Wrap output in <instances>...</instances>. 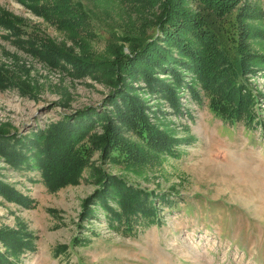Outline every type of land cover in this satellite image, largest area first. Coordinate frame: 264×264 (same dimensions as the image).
I'll use <instances>...</instances> for the list:
<instances>
[{
	"label": "rangeland",
	"instance_id": "rangeland-1",
	"mask_svg": "<svg viewBox=\"0 0 264 264\" xmlns=\"http://www.w3.org/2000/svg\"><path fill=\"white\" fill-rule=\"evenodd\" d=\"M244 1L249 5L245 29L240 24L239 30L234 14L223 21L214 18L212 26L230 58L247 61L264 56V0ZM74 2L88 15L85 30L76 36L57 30L14 0H0V11L25 21L21 43L0 29V128L24 141L51 123L72 124L71 117L79 113L112 116L111 100L126 87L148 120L172 137L173 146L159 154L144 150L148 157L142 152L131 162L117 163L113 158L119 151L102 153L87 140L101 133L104 119L92 124L76 145L85 147L77 182L58 188L46 183L39 167L45 156L23 152L29 160L14 165L0 154V183L13 191L12 197L0 193V233L18 236L11 241L12 250L0 241V255L10 264H264V65L243 73L235 61L227 66L236 68L252 120L246 112L242 121L224 119L210 106L217 105L213 93L182 70L174 107L142 79L113 70L115 48L129 54L133 45L158 36L150 24L156 8L126 0ZM35 34L79 61L109 62L73 74L69 64L51 65L35 56L33 50L40 47ZM155 76L171 83L167 74ZM119 132L125 147L143 142L126 128L119 127ZM140 155L144 157L134 164ZM107 175L121 178L145 201L138 214H129L128 225L122 207L111 200L108 204L121 220L112 219L99 204L84 218ZM148 213L153 216L147 218Z\"/></svg>",
	"mask_w": 264,
	"mask_h": 264
},
{
	"label": "trees",
	"instance_id": "trees-1",
	"mask_svg": "<svg viewBox=\"0 0 264 264\" xmlns=\"http://www.w3.org/2000/svg\"><path fill=\"white\" fill-rule=\"evenodd\" d=\"M31 13L40 17L46 23L53 25L57 30L70 33L74 36L85 30L88 23V15L82 9L79 2L74 0H14ZM134 5L140 4L147 8L148 5L156 8L152 11L150 24L157 29L158 36L146 43L133 45L130 53L125 54L115 48L114 60L116 61L113 70L116 74H125L129 79H142L147 83L152 92L165 96L177 107V90L175 86L181 80L182 75L179 70L195 77L202 88L213 93L216 104H211L213 110L220 112L224 119L229 122L242 121L245 115L248 119L251 117L248 112L247 98L244 95L245 90H241L236 79V68L229 69L232 62L241 70V73L248 72L253 66L264 65V56L256 55L254 58L243 61V56L238 60L230 58L222 46L219 36L213 31V19L225 20L235 15L240 30L245 29L246 17L249 5L244 0H126ZM236 12V13H234ZM25 21L23 18L1 10L0 11V29L9 32L20 42V36L23 35ZM247 28V27H246ZM247 30V29H246ZM245 32V31H244ZM40 41V47L33 50L35 56L44 59L49 63L69 64L73 74H83L92 72L100 64L109 61L85 63L73 57L63 48L58 47L56 43L47 37L35 34ZM21 43V42H20ZM137 44V43H136ZM111 64L114 62L110 61ZM89 64V65H88ZM226 66V68H225ZM233 66V65H232ZM228 68V69H227ZM158 73H154L155 71ZM168 73H163V72ZM167 74L171 76V83L165 82L155 75ZM194 79H192L193 82ZM171 84H174L172 87ZM250 97V96H249ZM224 100H228L224 102ZM120 101V102H119ZM235 101L236 105L231 103ZM114 115L101 112H83L72 116V124L68 121H58L51 123L45 130L40 131L38 136L30 134L29 138L21 141L12 136H6L0 128V154L12 164L18 165L28 161L23 152L27 155L34 153L36 157L45 156V163L39 165L43 168L45 181L52 188H58L68 183H76L77 178L83 167V161L80 159V150L85 147H76L84 140L93 128L92 124L102 123L101 133H92L87 140L92 142L95 149L105 153L108 149H114L120 153L115 155L113 161L117 163L131 162L136 154L145 151L162 153L169 152L173 146L171 138L148 120L141 102L133 93L126 89L111 100ZM242 107V108H241ZM251 120L253 118H250ZM119 127L126 128L136 133L143 139L141 145H124ZM33 140V142H29ZM145 150V151H144ZM35 157V158H36ZM140 155L134 164L138 162ZM148 157V156H147ZM104 185L94 194L87 207L84 218L92 216L94 209L92 206L101 205L106 211L113 214L112 219L121 220L120 213L110 207L108 201L119 204L126 216L123 218L126 224H130L129 214H138V209L145 203L142 197L138 195V190L128 187L121 178L113 175L104 176ZM0 193L3 196L12 197L13 191L0 183ZM17 202L22 203L19 198ZM86 203V202H85ZM91 206V207H90ZM86 207V204H84ZM151 218L152 213H148ZM129 227V226H128ZM3 234V235H2ZM0 233V241L5 247L14 249L12 240H17L18 236ZM2 235V236H1ZM7 235V236H6ZM15 237V238H13ZM22 242V240H18ZM6 249V248H5ZM14 253L15 250H14ZM7 258L0 255V264H10Z\"/></svg>",
	"mask_w": 264,
	"mask_h": 264
}]
</instances>
